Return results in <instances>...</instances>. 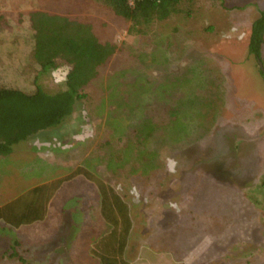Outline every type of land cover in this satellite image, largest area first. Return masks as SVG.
Wrapping results in <instances>:
<instances>
[{
  "label": "rangeland",
  "instance_id": "1",
  "mask_svg": "<svg viewBox=\"0 0 264 264\" xmlns=\"http://www.w3.org/2000/svg\"><path fill=\"white\" fill-rule=\"evenodd\" d=\"M181 8L137 32L97 0H0L1 85L35 87L31 11L87 20L115 47L72 115L0 156V205L46 206L38 223L0 229V264H101L111 224L77 168L128 203L125 264H264V44L260 58L248 49L264 0ZM68 67L57 59L36 80L62 90Z\"/></svg>",
  "mask_w": 264,
  "mask_h": 264
},
{
  "label": "trees",
  "instance_id": "2",
  "mask_svg": "<svg viewBox=\"0 0 264 264\" xmlns=\"http://www.w3.org/2000/svg\"><path fill=\"white\" fill-rule=\"evenodd\" d=\"M105 4L115 14L131 23V31L157 20H165L182 11L184 0H97ZM31 27V49L29 59L33 62L34 89L26 91L13 85L0 84V156L9 155L17 145L34 136L39 131L56 127L72 115L78 100L84 97L83 88L96 75L98 66L114 52L115 47L102 42L92 30L93 24L87 20L48 12L39 9L27 14ZM4 16L0 15V29ZM141 28V29H142ZM264 44V9L254 19L249 39V53L262 56ZM111 56V55H110ZM57 59L69 65L66 73V88L48 92L37 82L43 72L55 67ZM108 59V58H107ZM106 59V60H107ZM26 68V67H25ZM264 78V70H261ZM37 76V77H36ZM83 174L98 185L101 213L111 224V229L100 238L97 251L102 254L101 264H125L123 252L132 229V216L128 203L112 186L84 168L73 173ZM73 175L60 178L58 186ZM53 181L33 186L35 193H41ZM17 197V196H16ZM12 199V197H11ZM0 205V229L18 228L43 219L38 207L31 204L17 206V198ZM43 209V210H44ZM115 239L112 252L103 250L109 236ZM103 253H102V252ZM109 254V255H108ZM110 255L112 257H110ZM106 256V258H105ZM110 258V260H108Z\"/></svg>",
  "mask_w": 264,
  "mask_h": 264
},
{
  "label": "crops",
  "instance_id": "3",
  "mask_svg": "<svg viewBox=\"0 0 264 264\" xmlns=\"http://www.w3.org/2000/svg\"><path fill=\"white\" fill-rule=\"evenodd\" d=\"M39 221H40V220H39ZM39 221L33 222V223H31V224L38 223ZM31 224H25V225H31ZM21 226H22V225H21ZM21 226H19V227H21Z\"/></svg>",
  "mask_w": 264,
  "mask_h": 264
}]
</instances>
